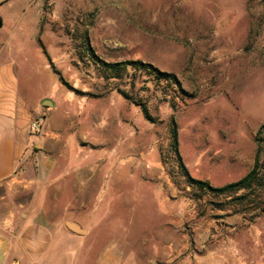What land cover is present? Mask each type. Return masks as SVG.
<instances>
[{"label": "rangeland", "instance_id": "1", "mask_svg": "<svg viewBox=\"0 0 264 264\" xmlns=\"http://www.w3.org/2000/svg\"><path fill=\"white\" fill-rule=\"evenodd\" d=\"M0 17V63L26 56L29 94L55 103L59 147L50 153L57 178L48 198L72 208L60 206L53 217L83 216L73 207L98 205L111 172L132 173L143 184L122 180L125 193L165 181L185 202L202 204L181 177L174 126L192 178L216 188L237 182L254 167L259 147L264 178V135L257 137L264 124V0H0ZM131 61L176 81L132 65L111 78L103 66ZM209 198L225 211L199 212L207 216L201 222L210 220L219 237L264 240V188L251 204ZM184 229L190 242L202 230ZM251 241L244 245L254 257Z\"/></svg>", "mask_w": 264, "mask_h": 264}, {"label": "crops", "instance_id": "2", "mask_svg": "<svg viewBox=\"0 0 264 264\" xmlns=\"http://www.w3.org/2000/svg\"><path fill=\"white\" fill-rule=\"evenodd\" d=\"M21 59L0 63V264H264L263 239L241 233L219 237L210 220L201 222L206 214L199 212L225 207L207 203L215 196L189 184L202 204L185 202L183 192L165 181L125 193L117 186L122 180L143 184L132 173L111 172L99 189L98 205L73 207L86 211L83 216L53 217L50 212L61 206L48 198L49 181L57 178L50 153L59 147L56 107L52 100L53 106L43 104L51 97L33 100L28 59L22 54ZM42 114L45 125L33 135L29 126ZM185 227L194 233L202 228L194 242ZM248 240L255 243L254 257L244 245Z\"/></svg>", "mask_w": 264, "mask_h": 264}, {"label": "trees", "instance_id": "3", "mask_svg": "<svg viewBox=\"0 0 264 264\" xmlns=\"http://www.w3.org/2000/svg\"><path fill=\"white\" fill-rule=\"evenodd\" d=\"M96 63L98 64V61ZM127 65H132L136 69L151 70L156 74H158L160 79H166L168 81L170 80L176 81L175 76H173L172 74L160 72L152 65L145 64L141 61L103 64V66L106 67L107 72L111 73V78H119L120 75L127 70L128 68ZM260 135H264V125H262L257 132V137H259ZM172 136H173L172 147L176 154L178 167L180 168L181 173L186 177L190 186L197 188L202 192H207L208 194L211 193L215 197L231 198L230 201L244 200L250 204L253 203L250 197L256 195L258 189L264 188V178L261 176L260 167H259V157L261 155L260 147L257 150L255 166L245 177H243L241 180L237 182L228 184L224 187L216 188L211 186L209 182L194 179L190 176L186 166L183 163L182 157L180 156L178 151V133L175 126L172 132ZM257 143H258V138H257ZM240 192L242 193V195L237 196Z\"/></svg>", "mask_w": 264, "mask_h": 264}, {"label": "built area", "instance_id": "4", "mask_svg": "<svg viewBox=\"0 0 264 264\" xmlns=\"http://www.w3.org/2000/svg\"><path fill=\"white\" fill-rule=\"evenodd\" d=\"M43 123H44L43 117L33 120L29 126L30 133L33 135L38 134L42 130Z\"/></svg>", "mask_w": 264, "mask_h": 264}, {"label": "water", "instance_id": "5", "mask_svg": "<svg viewBox=\"0 0 264 264\" xmlns=\"http://www.w3.org/2000/svg\"><path fill=\"white\" fill-rule=\"evenodd\" d=\"M3 28V20L1 19V17H0V30ZM43 104L44 105H46V106H53V103L51 102V101H49V100H45L44 102H43Z\"/></svg>", "mask_w": 264, "mask_h": 264}]
</instances>
